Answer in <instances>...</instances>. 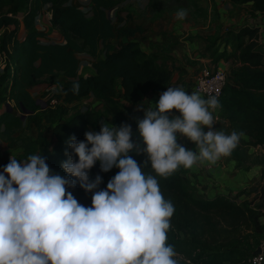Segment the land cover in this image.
Masks as SVG:
<instances>
[{
  "label": "trees",
  "instance_id": "16d2710c",
  "mask_svg": "<svg viewBox=\"0 0 264 264\" xmlns=\"http://www.w3.org/2000/svg\"><path fill=\"white\" fill-rule=\"evenodd\" d=\"M74 1L0 0V56L5 61L0 73V104L14 103L13 108L9 106L0 113V126L4 125L1 133L9 137L23 126L22 115L15 114L14 109L26 113V124L36 126L38 131L33 141L22 144L21 157L27 159L42 153L50 168L61 174L60 162L67 158L65 140L72 135L83 140L86 131L98 132L103 116L99 110L89 108L64 118L68 109L60 105L47 106L40 113L38 103L29 93L31 87L44 78L61 75L65 79L60 89L64 103H77L92 96L109 110L114 123H131L130 117L120 114L125 104L141 106L140 93L166 90L174 70L170 55L147 54L136 41H126L118 50L110 51L107 39L134 33L128 27L116 30L109 15L122 0H89V15L83 5ZM229 1L234 5L251 3L252 16L264 13V0ZM45 5L51 10L52 25L64 35L63 43L41 40L44 34L36 29V18ZM199 10L197 7L196 11ZM22 27L26 30L24 39L19 37ZM227 32L233 49L222 56L232 65L219 98L221 108L214 128L226 134L233 130L243 133L229 156L237 167H260L261 180L233 195L204 198L197 195L182 167L166 178L157 176L165 199L175 207L167 242L182 258L181 264H247L264 239V49L259 43L258 25H241ZM102 49L110 51L103 58ZM82 51L94 59L95 73L76 78L77 53ZM73 82L80 84L76 93L72 90ZM44 122L53 123L55 143L51 147L41 130ZM129 154L138 163L147 159L135 151ZM143 170L155 175L150 164ZM117 171L114 168L99 173L97 164L90 170V178L102 175V188ZM71 191L80 203L90 204V193L86 194L78 185ZM242 195L252 197L239 201Z\"/></svg>",
  "mask_w": 264,
  "mask_h": 264
},
{
  "label": "clouds",
  "instance_id": "9594fccd",
  "mask_svg": "<svg viewBox=\"0 0 264 264\" xmlns=\"http://www.w3.org/2000/svg\"><path fill=\"white\" fill-rule=\"evenodd\" d=\"M186 15L179 9L176 19ZM79 88L73 82V92ZM220 108L215 95L203 98L170 86L147 110L139 109L142 147L132 139L131 124L100 122L99 131H86L83 140H65L63 174L42 153L24 161L9 156L0 171V264H181L167 242L175 207L157 176L197 163L214 165L232 153L243 133L214 128L213 112ZM132 151L147 159L138 163ZM97 164L99 173L118 169L102 188V175L90 178ZM149 164L155 175L143 170ZM77 185L91 194L89 205L74 196Z\"/></svg>",
  "mask_w": 264,
  "mask_h": 264
},
{
  "label": "crops",
  "instance_id": "0c3cea01",
  "mask_svg": "<svg viewBox=\"0 0 264 264\" xmlns=\"http://www.w3.org/2000/svg\"><path fill=\"white\" fill-rule=\"evenodd\" d=\"M74 3L83 5L87 14H90L89 0H75ZM225 4L228 5L227 20L230 22L229 29H234L241 25H258L260 27L259 43H264V13H256L252 16L250 13L251 3L234 5L229 0H207L204 3V9L206 10L204 17L196 12V8L200 7L197 2H193L189 6L186 4L185 8H181L187 10V15L183 20L176 19V12L179 9L167 10L165 7L164 10H161L154 0H122L119 6L110 11L109 15L114 21L116 30L128 27L134 29V33L133 35H116L107 39L106 43L111 47L110 51H116L124 42L136 41L139 48L147 54L162 53L170 55L173 59L174 70L171 84L168 87H181L190 94L195 92L196 77L204 66L229 70L232 65L230 60L222 56L223 53L226 55L230 54L233 49V43L229 40V35L224 36L220 28V24H224V18L221 15L226 10ZM236 6L247 8L249 13L245 14L244 17L237 16ZM215 12L220 16L217 19L218 23L213 22L211 16V13ZM51 17L49 5H45L43 12L36 18V29L44 34L41 40L43 43H63L65 40L64 35L59 28L52 25ZM118 17H121L122 20L119 21ZM25 35L26 30L22 27L19 32L20 39H24ZM110 51L107 52V50L102 49L100 57H105ZM77 58L79 59V67L76 71V78L95 73L94 59L91 56L82 51L77 53ZM59 77H61L63 83L65 81L64 77L61 75ZM119 87L120 80L118 81ZM41 88L48 91L53 90L50 85L41 87L40 83L34 85L29 89V93L35 100V93L38 94ZM162 92L140 93V100L143 103L141 106L126 103L125 108L120 111L124 118H131L132 122L129 124L132 126V139L141 147L143 145L136 131V121L143 118V111L139 109L147 110L151 102L153 104L156 103ZM59 95L63 99L61 93ZM87 98V100L84 98L81 101H95L94 107L90 109H97L101 114H104V116L102 115L103 122H108L109 125L112 122L116 126L121 124L114 123L113 116L102 102L92 96ZM119 102H121V99H119ZM9 106L13 108L14 103L0 104V113ZM13 112L22 115L24 125L26 114L24 115L16 109ZM217 113L218 110L213 112L215 124L218 119ZM176 114L178 115V113ZM3 130L4 125H1L0 171L8 163L9 156H13L20 161L26 160L21 157L23 147L8 140L12 139L15 131L9 138L2 135L1 132ZM177 142L183 143L187 149H194L195 147L194 143L184 137H178ZM54 143L55 139L49 143L50 147ZM182 169L197 195L204 198H213L223 194L233 195L237 191L256 184L261 180L260 167H237L236 161L230 156L221 157L214 165L203 162L197 163L190 169L183 167ZM243 196L239 198V201L245 199ZM262 221L264 222V215L262 216ZM262 248L264 249V239Z\"/></svg>",
  "mask_w": 264,
  "mask_h": 264
},
{
  "label": "rangeland",
  "instance_id": "374dc122",
  "mask_svg": "<svg viewBox=\"0 0 264 264\" xmlns=\"http://www.w3.org/2000/svg\"><path fill=\"white\" fill-rule=\"evenodd\" d=\"M154 1L158 4L159 9H161V10H164L165 7L167 10L181 9V8H185V5L189 4L191 1L197 2L200 5L201 10L196 11V12L199 15H201L202 17H204L206 14V10L204 9V7H205L204 3L207 0H154ZM224 6L226 7V10L221 15L222 18H224V20H223L224 24L223 23L220 24V26H221L220 28L223 31V35L225 36L228 33L227 31L229 29V23L230 22H229V20H227V18H228V5L225 4ZM236 7H237V12H236L237 16H241V17L243 16L244 17L245 14L249 13L248 9L245 7H239V6H236ZM211 16L213 18V22L218 23L217 19L220 16H218V14H216V12L211 13ZM225 24H227V25H225ZM4 31H6V29ZM260 46H262V48H264V43H260ZM4 66H5V61H4L3 57L0 56V73H3ZM43 85H50V87H52L53 90L48 91L47 89L41 88L39 91L40 94L35 93L40 113L43 110L42 108H45L47 103L49 102V100L53 99V98H55L57 100V105L64 106L68 109V114L64 118H66L67 116L73 115L75 113H79L86 108L89 109L91 107L92 108L94 107L95 101H79L77 103H71V104L64 103V101L61 99V97L59 95L61 93L60 89H61V85H62V80H61V77H59V76L44 78L43 81L40 83V87ZM87 99L88 98H85V100H87ZM38 100H40V101H38ZM102 115L104 116V114H102ZM52 127H53V123L44 122L42 125V128H41V130L44 133L46 141L49 143H51L54 140L53 135H52ZM88 130H89V128H88ZM37 131H38V129L36 126L27 125L26 121L24 120L23 127L21 129L15 131L14 133H17V134L14 135V133H13L12 139H8V140L11 141V143H16V144H19L20 146H23L22 144H24V141H33V139L36 137ZM32 149H33V146H32ZM34 149H36V148L34 147ZM243 197L245 199L251 198L252 195L243 196ZM240 201H242V200H240ZM263 215H264V211H263Z\"/></svg>",
  "mask_w": 264,
  "mask_h": 264
},
{
  "label": "built area",
  "instance_id": "2783aa9c",
  "mask_svg": "<svg viewBox=\"0 0 264 264\" xmlns=\"http://www.w3.org/2000/svg\"><path fill=\"white\" fill-rule=\"evenodd\" d=\"M228 74L229 70H222L210 66H204L196 77L194 84L195 92L199 93L203 98H208L209 96L215 95L219 99L222 95L223 87L227 80ZM56 105L57 100L53 98L49 100L46 107H55ZM260 247L262 249V252L257 255H252L248 259L247 264H264V249L262 248V244L260 245Z\"/></svg>",
  "mask_w": 264,
  "mask_h": 264
},
{
  "label": "water",
  "instance_id": "95a60500",
  "mask_svg": "<svg viewBox=\"0 0 264 264\" xmlns=\"http://www.w3.org/2000/svg\"><path fill=\"white\" fill-rule=\"evenodd\" d=\"M26 113H24V115H25ZM23 115V116H24ZM262 252V249H261V247L259 246L254 252H253V255H257V254H260Z\"/></svg>",
  "mask_w": 264,
  "mask_h": 264
}]
</instances>
